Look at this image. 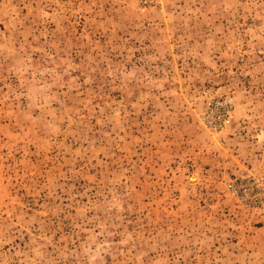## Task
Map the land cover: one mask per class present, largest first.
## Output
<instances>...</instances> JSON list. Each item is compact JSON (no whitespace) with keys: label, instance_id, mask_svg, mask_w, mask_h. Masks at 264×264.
Returning <instances> with one entry per match:
<instances>
[{"label":"rangeland","instance_id":"1","mask_svg":"<svg viewBox=\"0 0 264 264\" xmlns=\"http://www.w3.org/2000/svg\"><path fill=\"white\" fill-rule=\"evenodd\" d=\"M0 264H264V0H0Z\"/></svg>","mask_w":264,"mask_h":264}]
</instances>
